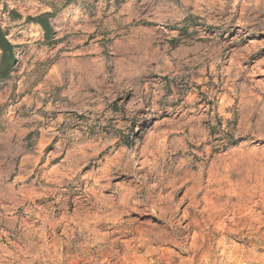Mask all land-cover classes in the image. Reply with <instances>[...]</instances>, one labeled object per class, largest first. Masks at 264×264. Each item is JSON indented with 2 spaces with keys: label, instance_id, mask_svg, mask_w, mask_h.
Returning <instances> with one entry per match:
<instances>
[{
  "label": "rangeland",
  "instance_id": "1",
  "mask_svg": "<svg viewBox=\"0 0 264 264\" xmlns=\"http://www.w3.org/2000/svg\"><path fill=\"white\" fill-rule=\"evenodd\" d=\"M0 29V264H264V0H0Z\"/></svg>",
  "mask_w": 264,
  "mask_h": 264
},
{
  "label": "trees",
  "instance_id": "2",
  "mask_svg": "<svg viewBox=\"0 0 264 264\" xmlns=\"http://www.w3.org/2000/svg\"><path fill=\"white\" fill-rule=\"evenodd\" d=\"M31 22H35L40 24L46 31H48L50 29V24L49 22L46 20V16L42 15L38 18H32L30 19ZM7 33L3 32L0 29V48L3 50V52H5V58L2 62V66L4 64V66L6 67L5 70H7L8 75L11 73L12 71V64L15 61V55H14V45H12L10 43V41L7 39ZM6 77V75H5Z\"/></svg>",
  "mask_w": 264,
  "mask_h": 264
},
{
  "label": "crops",
  "instance_id": "3",
  "mask_svg": "<svg viewBox=\"0 0 264 264\" xmlns=\"http://www.w3.org/2000/svg\"><path fill=\"white\" fill-rule=\"evenodd\" d=\"M2 68L3 69L0 70V73H2L3 77L0 79V81H4V82L6 81V86H7V84L9 83V78L11 76V73L8 75L7 70H4V66ZM6 90H7V94L9 95L8 86L6 87ZM26 104L27 106H31V104L33 105V103H28L27 99H24L22 102L19 103V106L16 107L15 111H23V108L26 106Z\"/></svg>",
  "mask_w": 264,
  "mask_h": 264
}]
</instances>
